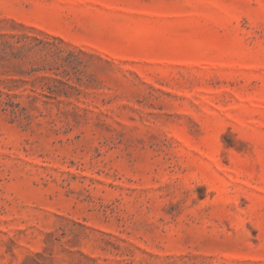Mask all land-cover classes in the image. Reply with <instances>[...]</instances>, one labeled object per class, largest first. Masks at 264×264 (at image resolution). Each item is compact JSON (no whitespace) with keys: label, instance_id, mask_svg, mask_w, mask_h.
<instances>
[{"label":"rangeland","instance_id":"obj_1","mask_svg":"<svg viewBox=\"0 0 264 264\" xmlns=\"http://www.w3.org/2000/svg\"><path fill=\"white\" fill-rule=\"evenodd\" d=\"M0 264H264V0H0Z\"/></svg>","mask_w":264,"mask_h":264}]
</instances>
